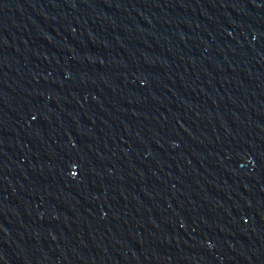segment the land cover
Here are the masks:
<instances>
[{
	"label": "water",
	"instance_id": "obj_1",
	"mask_svg": "<svg viewBox=\"0 0 264 264\" xmlns=\"http://www.w3.org/2000/svg\"><path fill=\"white\" fill-rule=\"evenodd\" d=\"M0 264H264V0H0Z\"/></svg>",
	"mask_w": 264,
	"mask_h": 264
}]
</instances>
